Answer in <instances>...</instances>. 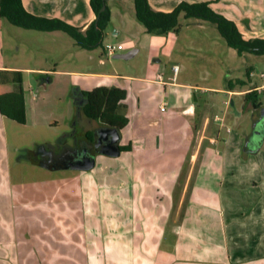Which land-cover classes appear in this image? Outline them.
I'll use <instances>...</instances> for the list:
<instances>
[{"label": "crops", "instance_id": "crops-1", "mask_svg": "<svg viewBox=\"0 0 264 264\" xmlns=\"http://www.w3.org/2000/svg\"><path fill=\"white\" fill-rule=\"evenodd\" d=\"M203 1L211 2L212 8L221 3L235 5L229 15L241 33L246 30L256 34L255 38L264 39V0H149V3L156 11L171 12L181 2ZM22 2L29 13L60 19L82 32L96 19L89 0ZM138 23L135 13L133 18L125 11L117 17L111 13V22L103 40L110 35L125 37L132 30L144 35L145 28ZM42 33L50 38L54 35V32ZM174 35H167L165 46L169 37L173 38ZM128 42L133 47L126 52L137 49L138 53L133 40L118 44ZM103 55L106 54L102 51ZM60 62L53 60L54 67L51 69L0 62V96L14 93L11 73L20 72L25 101L24 124L0 112V264L92 263L87 257H72L71 251L61 244V220L65 215L61 210V177L54 173L57 171L59 175L68 170L76 171L72 178L66 180H78L83 185L86 178L94 177L102 158L108 156L97 154L95 166L89 171L61 169L52 165L47 169L41 166L45 160L38 156V150L50 149L57 155L61 152V142L57 146L45 143L37 145L36 149L24 148L22 151L16 144H11V139H20L17 129L27 126L32 119L28 96H32L33 101L39 98L33 84L27 83L25 76L37 75L40 77L39 87L43 88L45 78L52 79L61 73L71 78L88 79L85 84L88 87L80 86V92L101 87L119 88L126 92L121 111L127 119V125L120 130L119 147L122 152L119 157L109 158L110 165L109 162L104 163L109 165L107 171L114 169V164L121 168V195L128 209L127 214L133 217L131 211L137 206L142 214L144 211V217L151 215L152 219L148 228L143 227L141 233L139 231L140 234H147L138 247L140 256H135V246L130 236L123 240L132 250V254L125 258V264H136L137 258L140 259L139 264H264V134L255 136L253 131L249 132L246 124L249 112L251 121L255 120L256 109L251 102L247 108L245 94L256 91L259 97L264 91V82L258 84L253 81L256 76L254 66H248V71L251 70L246 73L248 81L239 79L245 81L246 85H253V89L239 95L245 101L242 110L236 113L239 131L232 133L228 128L224 133V117L211 119L208 114H203L204 106L209 101L198 102L197 95L237 93V86L233 91L229 90V84L233 82L230 79L227 91L188 81L179 82L180 68L177 81L171 83V67H180V63L176 60L163 63L155 57L141 73L121 75L91 70L61 71ZM99 63L101 66L105 64L102 57ZM159 75L163 76L162 81L157 80ZM260 78L264 79L263 72ZM165 102L166 109L161 111ZM225 103L228 105L227 101ZM231 104L235 105L234 99ZM245 110L250 111L246 114ZM86 120L93 122L88 118ZM212 120L218 130L210 134L208 127ZM104 126L99 122L87 126L81 124L72 134L77 138L74 143L91 133L93 128ZM248 139L253 143H249ZM68 141H62V148L72 147ZM19 152L20 156H14ZM33 166L46 170L48 176H55L33 179L44 180L38 182L23 181V176H31ZM118 174L119 171L112 173L113 176ZM49 186L53 188L49 189ZM86 189L83 186L78 192L87 194L89 189ZM162 217H165V222L157 227L155 221ZM128 223L125 231L129 235L133 232L134 226L131 225L134 221ZM1 234H9L8 240H1ZM72 241L75 245L74 237Z\"/></svg>", "mask_w": 264, "mask_h": 264}, {"label": "rangeland", "instance_id": "rangeland-1", "mask_svg": "<svg viewBox=\"0 0 264 264\" xmlns=\"http://www.w3.org/2000/svg\"><path fill=\"white\" fill-rule=\"evenodd\" d=\"M107 6L110 13L112 15L114 13L116 17L125 11L133 18L135 13L132 0H110ZM234 6L233 4L230 6L221 3L213 9L225 18L230 19L229 12L233 11ZM179 25L181 30L177 35L178 37L176 35L173 38L169 37L166 46L164 43L167 35L147 33L143 35L137 31H134V33L132 30V33L127 34L125 37L124 35L118 37L106 36L100 47L93 51H85L81 50L82 48L64 32H54V35L50 38L46 33L16 27L5 18L0 17V62L7 65L18 64L51 69L54 67L53 60H58L61 61L59 66L61 71L66 69L79 72L91 70L121 75L141 73L155 57L161 59L163 63L168 60H176L180 63L179 82L188 81L195 85L210 88H224L227 91L229 79L233 82L237 79L248 81L246 73L251 72V70L248 71V66H254L255 68L256 76L253 81L258 84L264 82V79L260 78V74L264 73V55L247 54L242 57L238 56L234 49L228 47L216 26L211 23L196 19H185L181 15ZM243 35L246 39H254L256 34L243 30ZM129 40H133L139 49V52L131 59H116L113 56H108L105 52V43L117 45L119 42ZM102 51L106 55L101 56ZM101 57L105 62L102 66L99 63ZM39 78L33 74L25 76L27 83L33 84L34 92L39 98L38 101H33L32 96H28V106L32 113V119H30L27 126L17 129L20 133V139L17 141L11 139V144H16L21 150L24 148L36 149L37 145L45 143L57 146L61 142L62 149V141L69 139L68 145H74V139L77 138L73 137L72 134L75 129H79L81 124L85 126L94 124V122L90 123L86 120L87 118L83 115L81 109L82 98L79 87L85 86L88 79L71 78L61 73V75H57L52 79L45 78L43 80L45 87L42 88L39 87ZM249 89H253V85L237 86L235 90L237 93L217 94L210 92L207 95H197V101L208 100L209 103L204 106L202 113L208 114L211 119L215 116L224 117V129L222 131L225 133L229 128L232 133H236L239 131L236 125V113L240 109L242 110L245 102L244 98L239 95H241L240 92ZM232 98L235 105L231 104ZM258 98L264 104V91ZM226 101L228 105H226ZM213 103H215L214 106ZM249 107L250 103L247 102V108ZM245 111L247 114L250 110ZM250 116L249 112L246 124L249 126V132L252 133L255 120L251 121ZM208 128L210 134L218 130L213 120ZM20 153L14 156L18 157ZM109 158H102L103 161L99 162V167L93 177L95 179L90 178L87 180L85 177L86 180L83 181V185H80L78 180H66L72 178L77 173L76 171L68 170L59 175L57 171L54 173L61 177V210L65 215L61 220L63 224L61 244L65 249L71 251L72 257L73 255L81 258L87 257L89 261H92L90 264H125V258H128V254H132V250L123 240L130 236L135 246L134 254L137 256L139 254L138 247L144 241L142 240L143 237L147 235L140 234L141 229L143 227L148 228V225H151L152 216L147 215L148 217H144V211L142 214V211L136 205V209L131 211L133 217L127 214L128 209L125 203L123 204L121 195V168L114 164L112 166L115 168L107 171V167L111 164ZM104 162H109V165L107 166ZM31 169V176L26 175L22 179L27 183L44 181L33 180L35 178L47 179L49 177L50 179L55 176L54 174L48 176L46 170L37 166H33ZM113 171H119V174L113 176ZM83 186L86 191V188L89 189L87 194L91 193L90 196L78 192L79 188H83ZM53 187L49 186V189ZM133 221L134 223L131 225L134 226L132 228L133 232L128 235L125 230L129 224L128 222L132 223ZM164 222L165 217L158 218L155 225L159 227ZM1 236L3 237L1 240H8L9 234H1ZM73 237L75 238V245L72 241ZM69 243L72 246H68ZM73 251H75V254ZM147 253L149 254V252ZM135 261L136 264H139L140 259L137 258Z\"/></svg>", "mask_w": 264, "mask_h": 264}, {"label": "trees", "instance_id": "trees-1", "mask_svg": "<svg viewBox=\"0 0 264 264\" xmlns=\"http://www.w3.org/2000/svg\"><path fill=\"white\" fill-rule=\"evenodd\" d=\"M96 19L85 32L73 27L60 19H50L35 16L29 13L22 0H0V17L5 18L12 25L31 31L55 32L61 31L68 34L82 49L93 50L102 45L104 33L110 25L111 13L107 6V0H89ZM137 21L143 25L147 34L178 35L181 30L179 18L196 19L211 23L216 26L219 34L228 47L234 49L238 56L245 54L256 56L264 55V39H245L234 21L225 18L212 8L211 2L180 3L171 12L154 10L149 0H133ZM105 6V10L103 7ZM12 81L15 91L11 94L0 96V112L11 120L25 123V101L22 88V76L20 72H12ZM246 82L237 79L230 82L229 90L236 86L244 87ZM84 115L93 122H99L110 128L118 130L127 125V119L121 113L122 104L126 98V92L119 88H96L92 91L80 92ZM245 100L251 102L255 109L261 106L256 91L245 94ZM127 151L126 148H122Z\"/></svg>", "mask_w": 264, "mask_h": 264}, {"label": "flooded vegetation", "instance_id": "flooded-vegetation-1", "mask_svg": "<svg viewBox=\"0 0 264 264\" xmlns=\"http://www.w3.org/2000/svg\"><path fill=\"white\" fill-rule=\"evenodd\" d=\"M263 106V105H262ZM259 107L255 112L254 134H264V111ZM113 140V133L110 127H97L91 130V133L85 134L82 139L76 141L72 147L62 148L59 154L50 156L43 149L38 150V156L46 161H53L52 166L62 168H71L72 165L82 163L86 158L97 156V149L110 144ZM101 141V142H100ZM249 143L250 140L248 139ZM98 146V147H97ZM47 151H50L47 150Z\"/></svg>", "mask_w": 264, "mask_h": 264}, {"label": "water", "instance_id": "water-1", "mask_svg": "<svg viewBox=\"0 0 264 264\" xmlns=\"http://www.w3.org/2000/svg\"><path fill=\"white\" fill-rule=\"evenodd\" d=\"M103 10H105V6L103 7ZM137 53V49H132L128 52L121 53V54H115L113 57L116 59H122V60H128L134 57ZM264 111V108H263ZM113 133V140L110 144L104 145L100 149H97V154L105 155L108 157L116 158L121 155V148L119 147L120 141H121V134L120 130L116 128H111ZM101 142V141H100ZM98 147V146H97ZM46 153H48L51 157L54 156L53 151H47L46 149H43ZM95 157L93 158H86L82 163L72 165L71 169L73 170H79V171H89L95 166ZM53 161H46L41 164L44 168H51Z\"/></svg>", "mask_w": 264, "mask_h": 264}, {"label": "built area", "instance_id": "built-area-1", "mask_svg": "<svg viewBox=\"0 0 264 264\" xmlns=\"http://www.w3.org/2000/svg\"><path fill=\"white\" fill-rule=\"evenodd\" d=\"M132 47H133V44L131 42L117 44V45L112 44V43L104 44V49H105V52L108 54V56H114L118 52H122V53L126 52L128 49ZM179 71H180V67L178 65H173L171 67V73H172V76L170 78L171 83H175L177 81ZM162 79H163L162 75H159L157 78L158 81H162ZM166 105H167V102H165L163 106H161V111H165Z\"/></svg>", "mask_w": 264, "mask_h": 264}]
</instances>
